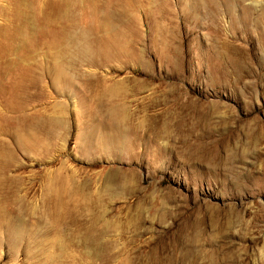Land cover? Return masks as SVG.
I'll use <instances>...</instances> for the list:
<instances>
[{
    "label": "rangeland",
    "instance_id": "rangeland-1",
    "mask_svg": "<svg viewBox=\"0 0 264 264\" xmlns=\"http://www.w3.org/2000/svg\"><path fill=\"white\" fill-rule=\"evenodd\" d=\"M0 264H264V0H0Z\"/></svg>",
    "mask_w": 264,
    "mask_h": 264
},
{
    "label": "bare ground",
    "instance_id": "bare-ground-1",
    "mask_svg": "<svg viewBox=\"0 0 264 264\" xmlns=\"http://www.w3.org/2000/svg\"><path fill=\"white\" fill-rule=\"evenodd\" d=\"M89 47V46H88ZM112 92V91H111Z\"/></svg>",
    "mask_w": 264,
    "mask_h": 264
}]
</instances>
